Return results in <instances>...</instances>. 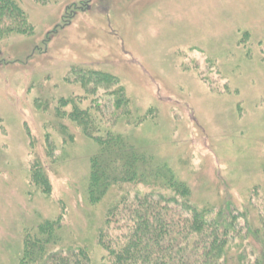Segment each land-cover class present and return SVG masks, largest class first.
Wrapping results in <instances>:
<instances>
[{
	"label": "rangeland",
	"instance_id": "374dc122",
	"mask_svg": "<svg viewBox=\"0 0 264 264\" xmlns=\"http://www.w3.org/2000/svg\"><path fill=\"white\" fill-rule=\"evenodd\" d=\"M16 1L32 29L0 39V264H19L24 233L58 216L63 241L97 258L108 206L153 191L123 183L90 203L98 145L60 115L82 93L72 68L118 77L131 106L98 113L199 209L264 204V0Z\"/></svg>",
	"mask_w": 264,
	"mask_h": 264
},
{
	"label": "trees",
	"instance_id": "16d2710c",
	"mask_svg": "<svg viewBox=\"0 0 264 264\" xmlns=\"http://www.w3.org/2000/svg\"><path fill=\"white\" fill-rule=\"evenodd\" d=\"M31 29L16 0H0V39ZM70 75L82 93L62 98L60 107L71 105L72 109L60 115L75 122L98 145L90 160V203H100L123 183H141L153 191L108 206L97 234L102 249L97 258L86 246L63 241L64 225L58 216L24 233L19 264H264L262 202L254 203L251 197L246 204H231L224 216L222 211L199 209L192 203L190 188L166 163L155 162L130 138L115 132L114 116L108 120L98 113L111 102L115 111L131 106L118 77L88 68H72ZM104 97V104L96 106ZM122 114L131 115L129 111ZM107 122L110 128L103 127ZM34 166L32 180L44 186L48 180L39 165Z\"/></svg>",
	"mask_w": 264,
	"mask_h": 264
}]
</instances>
